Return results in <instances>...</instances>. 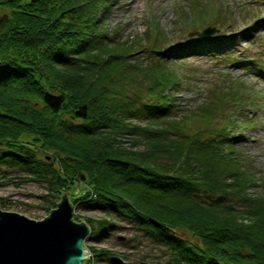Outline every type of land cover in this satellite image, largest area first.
Segmentation results:
<instances>
[{"label": "trees", "instance_id": "16d2710c", "mask_svg": "<svg viewBox=\"0 0 264 264\" xmlns=\"http://www.w3.org/2000/svg\"><path fill=\"white\" fill-rule=\"evenodd\" d=\"M113 1L0 0L1 175L44 182L49 210L65 191L73 206L102 210L105 217H82L95 224L90 237L124 221L159 244L165 258L150 264H264V191L253 189L263 177L235 141L263 108H246L249 92L237 87L249 83L231 81L228 90L208 89L216 99L203 102V124L188 127L169 65L234 49L261 17L234 31L223 17L196 18L194 2L178 17L214 26L209 36L163 44L156 30L153 44L131 42L109 26ZM235 51L234 64L252 63L264 77L260 58ZM86 245L84 264L115 253Z\"/></svg>", "mask_w": 264, "mask_h": 264}, {"label": "rangeland", "instance_id": "374dc122", "mask_svg": "<svg viewBox=\"0 0 264 264\" xmlns=\"http://www.w3.org/2000/svg\"><path fill=\"white\" fill-rule=\"evenodd\" d=\"M194 2L200 5L193 11L196 18L216 20L223 17L226 19V24L230 25L234 22L235 27L239 28L234 31L247 28L255 20L256 15L261 17V23H257L254 35L250 36L248 40L239 41L234 49L221 50L212 56L205 54L194 56L169 64L178 71L180 80L179 87L171 91L177 97L176 101L179 107L177 116L188 119V127L202 125L203 107L205 106L203 102L210 94L213 99H216L214 92L208 91V89L222 87L223 91L228 90L231 81L249 83L248 88L237 87V90L249 92V100L245 103L246 108L258 109L261 107L264 109V103L260 105V99H264V77L252 72L254 69L252 63L245 65L249 67L248 70L243 68L244 66H237L233 61L236 49L237 54L242 58H260L264 65V0H114L108 14V23L112 29L118 26L117 35L131 42L140 38L144 42L150 41L153 44L155 38L153 33L160 30L159 43H162L161 41L163 44L176 43L182 39L183 33L191 35L195 33V30L201 29L200 26L184 24L185 19H180L182 18L181 13H179L180 18L178 17V9L193 5ZM151 20L155 22V26L149 33L146 31L152 24ZM231 33V36L234 35L233 31ZM230 91L232 92V90ZM263 109H260L259 119H256L251 127L236 132L237 139L235 141L237 146L254 163L255 170H258L263 177L260 186L253 189L262 188L264 191ZM216 110L218 113L216 112L214 119L218 122L219 111H223L224 107ZM48 197H50L48 188L44 182L21 177L14 171L8 173L7 176H2L0 168V206L3 209L15 210L31 218H43L50 212L48 206L51 204L47 202ZM73 214L78 220H83L82 217L86 216L95 219L106 216L99 208L88 207L81 202L73 207ZM110 218L113 219L111 216ZM116 219L123 226H117L115 222L116 225L108 227L103 234L100 231L92 237L88 234L85 237V243L111 249L115 252L113 255L121 257L127 264H131V262L138 264L139 261L150 263V260L158 261L165 258L158 243L143 237L140 233H136V230L127 226L124 221ZM90 226H95V224ZM141 257L145 258L141 259ZM95 264L115 263L105 255H100Z\"/></svg>", "mask_w": 264, "mask_h": 264}, {"label": "water", "instance_id": "95a60500", "mask_svg": "<svg viewBox=\"0 0 264 264\" xmlns=\"http://www.w3.org/2000/svg\"><path fill=\"white\" fill-rule=\"evenodd\" d=\"M214 31L215 27L208 25L194 32L209 36ZM73 207L68 191L39 219L0 206V264H84L90 255L84 241L90 226L73 217ZM111 260L117 264L124 261L117 255Z\"/></svg>", "mask_w": 264, "mask_h": 264}]
</instances>
